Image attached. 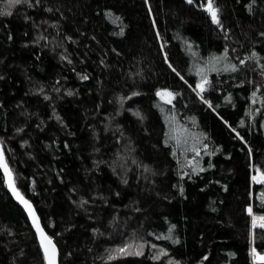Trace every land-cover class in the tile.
Masks as SVG:
<instances>
[{"label": "trees", "instance_id": "obj_1", "mask_svg": "<svg viewBox=\"0 0 264 264\" xmlns=\"http://www.w3.org/2000/svg\"><path fill=\"white\" fill-rule=\"evenodd\" d=\"M209 2L0 0V141L60 264L264 253V0ZM0 264H46L1 168Z\"/></svg>", "mask_w": 264, "mask_h": 264}, {"label": "snow or ice", "instance_id": "obj_2", "mask_svg": "<svg viewBox=\"0 0 264 264\" xmlns=\"http://www.w3.org/2000/svg\"><path fill=\"white\" fill-rule=\"evenodd\" d=\"M22 0H8V4L11 6V5H15V4H19L21 3ZM192 0H189V3H191ZM209 10L211 11V15H212V20L214 23H217L219 24V20L217 18V10L213 9L212 6H211V0L209 2ZM0 14H8L10 15L11 13L8 12V13H0ZM255 54H253L254 56ZM241 63H243V61H241ZM233 70H235V67L233 66ZM83 79H87V77H83ZM208 81L207 79H202L201 82L199 84H197V88L200 89L201 92L204 91V85L207 84ZM69 95H71V93H69ZM135 95V93H134ZM157 96H160L162 99L167 96V97H173V93L171 92H167V91H164V92H161V91H158L156 93ZM253 96H255V93H253ZM167 103H171V99H168L166 101ZM211 106V105H209ZM198 154V153H197ZM0 167H3L5 169V172L9 175V178H10V183H9V186L13 189V192L14 194L17 196L18 199H20L21 203L25 205V208L26 210H28L29 212V215L33 218V223H34V226L36 227V230H37V233L39 234V237H40V242H41V247L43 249V252H44V258L45 260L47 261V264H57L56 262V247L55 245L53 244L52 240L50 237H48L42 228H40L39 226V222H38V218L35 216V212L34 210L32 209V206L31 204L25 200L22 196H20V194L18 192H16L15 190V185L14 183L11 181V173H10V170L7 168V165L6 163H4V160H3V153L2 151H0ZM253 180H256V177L253 176ZM259 183H264V174H262V178L258 181ZM248 212H249V215L252 216V227L253 228H256L257 226L260 227V228H264V216H254L252 214V209L249 208L248 209ZM257 221H260V223L257 225ZM169 231L171 232V229H169ZM159 238V237H158ZM129 247H132V245H125L124 247H121L119 249H117L116 251L121 253V254H125L127 252V249ZM141 250L143 249L144 245L143 244H140L138 246ZM151 247L155 248L156 245H151ZM252 253L254 255V257L258 258L259 261L261 262V264H264V255H260L259 253L256 252L255 248L252 249ZM137 255H140L142 254V251H138L136 253ZM160 254L161 255H166L165 252H163V250L160 251ZM110 259H113L114 257H109ZM154 258H159L158 256L157 257H154Z\"/></svg>", "mask_w": 264, "mask_h": 264}, {"label": "water", "instance_id": "obj_3", "mask_svg": "<svg viewBox=\"0 0 264 264\" xmlns=\"http://www.w3.org/2000/svg\"><path fill=\"white\" fill-rule=\"evenodd\" d=\"M0 151H2V153H3V160H4V163H6L7 168L10 170V173H11V181H12V182L14 183V185H15V190H16V192H18V193L20 194V196H22L25 200H27V201L31 204L32 209H33L34 212H35V216L38 218V222H39V226H40V228H42L43 231H44V233H45L48 237L51 238L53 244H54L55 247H56V262H57V264H60V258H61V256H60V249H59V247H58V244L56 243V241L54 240V238H53V237H52V236L46 231V229L44 228V226H43V224H42V222H41V218H40V216H39V214H38L37 208H36L35 204L33 203V201L30 200V199H29V198H28V197H27V196H26V195L20 190V188L17 186V184H16V182H15L14 172L12 171V169H11V167H10L8 161H7L6 154H5V150H4V147H3V144H2L1 141H0ZM0 168H1L2 172H3L4 178H5V182H6V185H7V188H8V190H9V192L11 193V195L13 196V198H14V199H15V200H16V201H17V202H18V203H19V204L25 209V211H26V213H27V215H28V217H29V219H30V221H31V223H32V225H33V227H34V230H35V232H36V234H37L38 240H39V242H40V237H39V234L37 233L36 227L34 226L33 218L29 215V212H28V210H26L25 205L21 203L20 199H18L17 196L14 194L13 189L9 186V183H10L9 175L5 172V169H4L3 167H0ZM258 177L262 178V176H260V175H259ZM40 244H41V242H40ZM46 264H47V261H46Z\"/></svg>", "mask_w": 264, "mask_h": 264}, {"label": "rangeland", "instance_id": "obj_4", "mask_svg": "<svg viewBox=\"0 0 264 264\" xmlns=\"http://www.w3.org/2000/svg\"><path fill=\"white\" fill-rule=\"evenodd\" d=\"M164 91L170 92L169 90H163V91H161V92H164ZM164 98L167 99V100H168V99H171V100H172L173 97H167V96H165ZM259 175H261V174H259ZM259 175L256 174V173L254 174V176H255L256 178H258ZM252 214H253V212H252ZM254 216H264V215H255V214H254ZM259 222H260V221H259ZM257 225H258V222H257ZM253 248H255V247H252V249H253ZM255 250H256V249H255ZM256 252L259 253L260 255H264V253H260V252H258L257 250H256ZM252 258H253V261H254L255 264L259 261L258 258L254 257L253 253H252Z\"/></svg>", "mask_w": 264, "mask_h": 264}, {"label": "built area", "instance_id": "obj_5", "mask_svg": "<svg viewBox=\"0 0 264 264\" xmlns=\"http://www.w3.org/2000/svg\"><path fill=\"white\" fill-rule=\"evenodd\" d=\"M257 217H259V216H257ZM258 222V224L260 223L259 221H257Z\"/></svg>", "mask_w": 264, "mask_h": 264}]
</instances>
